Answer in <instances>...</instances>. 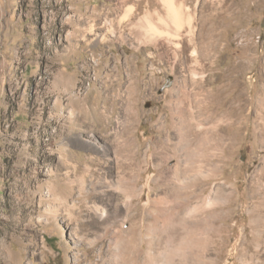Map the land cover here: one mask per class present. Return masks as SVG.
I'll use <instances>...</instances> for the list:
<instances>
[{"label":"rangeland","instance_id":"rangeland-1","mask_svg":"<svg viewBox=\"0 0 264 264\" xmlns=\"http://www.w3.org/2000/svg\"><path fill=\"white\" fill-rule=\"evenodd\" d=\"M152 3L148 9L143 1L128 21L123 18L125 9L136 6L137 0H0V264L107 263L111 247L106 240L90 244L96 229L86 221L82 201H97L99 194L91 191L109 175V162L90 153L86 144L91 137L112 142L111 131L117 124L122 125L119 129L127 128L126 135L118 139L127 150L123 155L135 159L132 173H140L137 188L143 187L147 193L149 184L155 188L150 194L164 196L165 188L148 180L156 171L149 163L150 170L145 171L147 165L135 152V141L157 135L151 131L152 124L169 116L162 97L175 82L181 85L196 56L191 55V48L186 49L189 38L185 35L181 59L186 69L174 64L170 55V59L161 60L151 46L137 45L136 24H143L140 19L149 15L146 23L157 24L158 18L165 16L158 1ZM185 7L196 14L195 36L198 38L201 26L210 34L211 60L217 59L220 69L226 54L234 62L246 58L253 64L258 58V64L244 74L243 89L254 88L245 113L251 125L256 121L260 124L264 121V0H191ZM226 8L232 12L230 22L242 24L224 38L223 26L216 28L211 16ZM240 12L245 16L237 18ZM183 30L186 34L185 27ZM240 45H246L244 50ZM169 49L175 50L173 46ZM211 70L197 67L196 72L208 77L217 72ZM153 73L156 80L152 81ZM215 78L202 89L182 96L184 118L191 111L198 120L199 108L206 105L212 112ZM136 85L138 93L132 91ZM218 117L211 114L207 120L202 118L205 121L200 119V138L205 128L209 136L201 148L205 155L199 158L205 169L221 167L230 158V140L214 130L219 126ZM226 137L235 143L234 133ZM142 145L146 148L145 142ZM244 156L249 157L247 153ZM260 167L257 154L253 165L240 175H229L224 169L220 177L241 189V182ZM125 173L120 176L127 177ZM220 177L208 184L223 182ZM79 181L89 190L87 197L80 193ZM134 205L135 214L142 212L140 205ZM144 222L153 223V219L147 217ZM141 227L142 223L138 232L144 234ZM143 247L146 249L145 244ZM229 250L230 246L222 250V261Z\"/></svg>","mask_w":264,"mask_h":264},{"label":"bare ground","instance_id":"bare-ground-1","mask_svg":"<svg viewBox=\"0 0 264 264\" xmlns=\"http://www.w3.org/2000/svg\"><path fill=\"white\" fill-rule=\"evenodd\" d=\"M121 1L126 3L130 0ZM143 1H146V7L151 9L153 0H137L136 6L126 7L123 18L130 21L134 10H137ZM157 1L164 9L165 16L159 17L157 24L146 23L149 15L140 19L143 24L139 25V22L136 24L137 45L151 46L161 60L170 59L168 57L170 55L174 64L177 63L186 69L181 59L186 47L182 44L185 35L189 38L186 49L191 48V55L196 56L197 67L202 70L207 67L217 72L205 77L204 73L196 72L195 64L194 67L190 63L191 67H187L190 73L187 75L182 72L184 74L181 85L174 81L173 87L162 97L169 116L159 118L155 121L156 124L154 122L155 125L151 123V131L155 130L157 135L143 141L137 139L135 141V152L143 156V164L147 165L145 171L150 170L148 163L152 164L156 171L148 180L154 186L165 188L163 197L156 193L150 194L155 188L149 184H146L149 190L147 193L143 187L137 188L140 173H132L135 159L130 155H123L126 148L118 139L123 133L126 135L124 131L127 128L119 129L118 125H122L117 124L111 131L113 140L110 143L100 142L94 137L88 139L87 150L93 154H100L109 162V175L103 182L93 186L91 191L99 194L97 201L91 203L82 201L86 208V221L92 222L96 229L93 231L90 244L106 240L108 247H111L110 255L107 261L105 260L106 264H229L230 260L232 264H264V121L260 124L254 121L253 126L249 123L245 110L251 102V92L254 88L243 89L244 74L253 65L258 64V58H254L253 64L248 63L246 58H237L238 62H234L231 55L225 53L226 63L224 68L220 69L219 61L213 58L211 60L212 52L207 41L210 34L201 26L198 38L195 36L196 14L185 7L191 0ZM217 11L210 15L215 22L213 24L216 28L223 26L222 37H228L242 23L230 22L228 18L232 15L230 9ZM239 14L237 18L245 16V12ZM217 18H220V22L215 21ZM227 20L229 21L226 22ZM166 35L170 38L159 39ZM170 46L175 50L170 51ZM240 47L244 50L246 45ZM213 76L216 77L217 86L213 89L215 101L211 105L212 112H209L206 105L204 109L199 108L198 120L191 111L189 116L184 118L182 98L192 89H202L211 82ZM150 79L156 80V73L151 74ZM132 91L138 93V86L136 85ZM211 114L220 116L219 126L217 125L214 130L225 140H230L228 143L230 158L221 167L205 169L200 165L199 158L203 155L201 148L205 146L209 136L205 128L204 136L200 138L203 126L200 119L207 120ZM128 116L129 114L126 119ZM228 133H234L235 143H232V138L226 137ZM144 142L146 148L142 145ZM190 144L195 145V148L192 149ZM57 150H60V147ZM219 153L224 154V151L220 150ZM245 153L249 155L248 158H245ZM257 154L261 167L257 168L253 176L241 182V189L235 185H228L224 178L220 177L224 169L229 175H240L244 169L253 165ZM243 157L245 159L237 163ZM121 172L123 174L126 172L125 175L128 172L127 177L120 176ZM219 177L223 182L208 184V181ZM79 184L80 193L87 197L90 192L85 188V183L79 181ZM206 190L208 193L204 196ZM144 196L145 202L140 205ZM193 200L194 202H191ZM134 202L141 206L142 212L135 214ZM227 206L229 210L224 209ZM147 217L152 218L153 223H145ZM141 223L143 231L140 232H144L143 235L138 232ZM77 239L79 244L82 243L81 238ZM144 244L146 249L143 247ZM229 246L231 250L222 261V250Z\"/></svg>","mask_w":264,"mask_h":264}]
</instances>
